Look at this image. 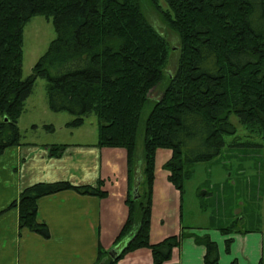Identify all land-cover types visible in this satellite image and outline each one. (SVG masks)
Listing matches in <instances>:
<instances>
[{"label": "trees", "instance_id": "1", "mask_svg": "<svg viewBox=\"0 0 264 264\" xmlns=\"http://www.w3.org/2000/svg\"><path fill=\"white\" fill-rule=\"evenodd\" d=\"M142 1L0 0V154L19 144L17 119L36 78H44L49 108L73 116L67 128L82 125L84 116L94 113L97 145L126 150L127 216L114 240L118 253L113 258L110 249L99 248L93 264H116L138 248H148L153 262L161 264L189 236L205 247L204 264H217V245L207 234L182 227L177 235L150 242L155 153L159 148L171 150L163 168L182 194L193 166L215 158L225 137L235 134L232 114L248 135L262 141L249 144L264 146V0H165L172 16L148 0L180 38L177 67L171 75L163 73L167 44L140 12ZM35 14L51 18L55 37L22 78V29ZM162 81V94L143 124L137 182L141 113L150 101L148 91ZM43 127L53 129L51 124ZM63 147L50 144L49 153L59 156ZM102 185L101 180L36 182L24 186L9 207L17 208L20 229L48 238L46 224L37 219L39 198L64 190L103 197ZM135 187L137 198L132 196ZM238 224L219 230L230 234L238 231ZM225 242L228 249L231 238ZM258 264H264V238Z\"/></svg>", "mask_w": 264, "mask_h": 264}, {"label": "crops", "instance_id": "2", "mask_svg": "<svg viewBox=\"0 0 264 264\" xmlns=\"http://www.w3.org/2000/svg\"><path fill=\"white\" fill-rule=\"evenodd\" d=\"M42 128L44 135L56 134V138L25 136L18 145L5 148L0 154V264H93L99 248L115 247L114 240L127 216L126 150L98 146L97 129L84 131L87 137H83L79 128H67L65 123L58 129L53 126L52 131L46 130L43 124ZM50 144L64 145L59 156L49 153ZM138 153L135 172L140 175L142 152ZM171 153L167 148H159L155 153L150 242L177 235L185 227L193 234H207L216 243L217 264H258L264 229L238 228V231L223 234L219 226H226L228 222L217 210L209 209L213 207L209 190L199 204L205 223H194L193 211L188 210V216L185 215L182 194L168 180V171L162 168ZM56 180L73 184H95L101 180L106 195L99 197L64 190L43 196L37 200V219L46 224L49 237L20 229L17 208L9 204L24 186ZM227 238H231L228 249ZM204 254L205 247L189 236L183 238L172 249L170 258L161 264H204ZM116 264L155 263L148 248H138L125 254Z\"/></svg>", "mask_w": 264, "mask_h": 264}, {"label": "rangeland", "instance_id": "3", "mask_svg": "<svg viewBox=\"0 0 264 264\" xmlns=\"http://www.w3.org/2000/svg\"><path fill=\"white\" fill-rule=\"evenodd\" d=\"M155 2L162 13L172 16L165 0H155ZM139 7L147 23L164 38L167 44L169 53L163 73L171 75L177 67L180 38L164 22L162 13L154 9L148 0H143ZM22 30L21 77L26 78L55 37V30L51 18L40 14L33 15L25 22ZM46 84L44 78H36L32 91L24 102L23 111L16 122L22 140L25 136L35 139H55L56 134L48 137L44 135L46 133L42 124H51L58 129L59 126L73 119V116L66 111L54 112L49 108ZM163 88L164 81L152 87L147 93L150 101L141 113L136 156L139 155L138 152L143 151L144 120L154 100L161 96ZM229 119L235 126V134L225 137L226 144L215 158L197 162L193 166L192 175L184 181L183 210L186 216L188 210L193 211L194 223L199 225L205 223L204 216L199 212L202 197L199 192L209 190L212 195L210 202L213 206L209 209L214 208V212L217 210L228 225L236 224L238 221V227L242 229H254V227L264 229V146L249 144V142L262 143V141L258 136L248 135L235 115L232 114ZM97 122L96 115L89 113L84 116L83 124L76 128L80 129L83 137H87L88 131L97 129ZM84 131L87 133L85 134ZM135 175L138 182L139 174L136 172ZM232 214L234 216H231Z\"/></svg>", "mask_w": 264, "mask_h": 264}, {"label": "water", "instance_id": "4", "mask_svg": "<svg viewBox=\"0 0 264 264\" xmlns=\"http://www.w3.org/2000/svg\"><path fill=\"white\" fill-rule=\"evenodd\" d=\"M138 188L137 187H135L134 189H133V194H132V196H133V198H137L138 197ZM117 249H115V248H111L109 251H108V255L109 256H111V257H113V258H115L116 257V255H117ZM104 260V259H103Z\"/></svg>", "mask_w": 264, "mask_h": 264}]
</instances>
